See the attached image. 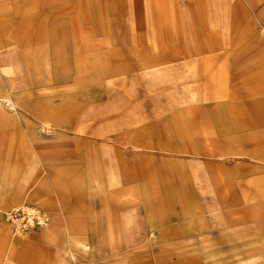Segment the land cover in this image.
<instances>
[{
  "label": "rangeland",
  "instance_id": "obj_1",
  "mask_svg": "<svg viewBox=\"0 0 264 264\" xmlns=\"http://www.w3.org/2000/svg\"><path fill=\"white\" fill-rule=\"evenodd\" d=\"M263 40L264 0H0V264H264Z\"/></svg>",
  "mask_w": 264,
  "mask_h": 264
},
{
  "label": "built area",
  "instance_id": "obj_2",
  "mask_svg": "<svg viewBox=\"0 0 264 264\" xmlns=\"http://www.w3.org/2000/svg\"><path fill=\"white\" fill-rule=\"evenodd\" d=\"M6 221L14 227L16 232H26L39 229L46 223L44 214L30 204H22L6 213Z\"/></svg>",
  "mask_w": 264,
  "mask_h": 264
},
{
  "label": "crops",
  "instance_id": "obj_3",
  "mask_svg": "<svg viewBox=\"0 0 264 264\" xmlns=\"http://www.w3.org/2000/svg\"><path fill=\"white\" fill-rule=\"evenodd\" d=\"M262 45L264 47V40L262 42ZM54 57V59H56V54H61V53H51ZM50 55V57L52 56ZM52 58V57H51ZM11 103H17L19 101H16L14 98H10L9 100ZM6 103V98L1 96L0 97V107L1 109H5L3 107V103ZM264 100H252V101H248V103H246L248 105V107L252 110V111H256L258 110L259 105L263 104ZM8 110V109H6ZM11 111V110H8ZM23 112L27 113L25 110H22ZM3 113H1L2 115ZM3 116V115H2ZM4 118V116H3ZM5 118H8V115H5ZM26 120H28L26 118ZM225 152H228V154H232V155H236L231 149H227L225 150ZM248 155H251L249 152H247ZM241 155V154H238ZM252 157L254 158V156L252 155ZM6 176V175H5ZM10 194V197L13 198L12 193L13 190H8V192H6V194ZM0 241H1V245H2V250L4 254H8V261L9 263L12 261V259L16 256H18V252L22 249V244L18 243L17 241H14V239L10 238L9 240L6 238V232L4 230L0 229Z\"/></svg>",
  "mask_w": 264,
  "mask_h": 264
}]
</instances>
